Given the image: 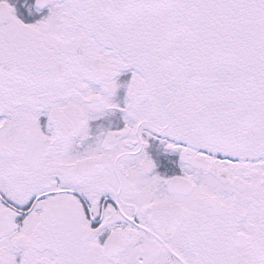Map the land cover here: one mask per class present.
Wrapping results in <instances>:
<instances>
[{"label": "snow or ice", "instance_id": "6c2138e0", "mask_svg": "<svg viewBox=\"0 0 264 264\" xmlns=\"http://www.w3.org/2000/svg\"><path fill=\"white\" fill-rule=\"evenodd\" d=\"M0 264H264V0H0Z\"/></svg>", "mask_w": 264, "mask_h": 264}]
</instances>
